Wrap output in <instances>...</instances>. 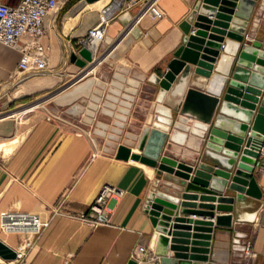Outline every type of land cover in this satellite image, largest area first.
Returning a JSON list of instances; mask_svg holds the SVG:
<instances>
[{"label":"crops","instance_id":"1","mask_svg":"<svg viewBox=\"0 0 264 264\" xmlns=\"http://www.w3.org/2000/svg\"><path fill=\"white\" fill-rule=\"evenodd\" d=\"M77 1L65 0L63 6L45 20L46 33L42 37V44L49 48L51 71L42 75L48 76L15 78L21 53L16 48L0 43V107L12 103L15 98L23 101L32 93L56 85L57 75L68 67L65 57H70L87 29L96 23L101 8L117 4L115 14L105 29V41L97 48L94 56L116 38L120 41L121 49L109 52L108 60L96 62L95 71L90 72L88 81L81 84L84 87L69 99L86 97L88 116L94 115V101L102 100L100 108L96 110L100 120L92 129L87 118L81 120L82 123L77 124V127H71L66 121L44 116L26 123L14 117L25 114L68 88L78 79L82 68L68 82L38 97L37 100L41 102L38 105L33 100L8 112L0 111V213L5 210L33 211L46 217L48 213L45 207L61 201L66 211L76 214L86 209L103 184L113 185L122 190V195L109 201L106 225L90 228L75 218L55 216L28 252L25 264H126L132 259L131 254L137 244L157 258L151 261L142 256L139 261H135L157 263L159 255L155 253L156 232L149 215L144 211L147 194L153 190L175 197L181 188L173 175L164 172L157 175L153 168L149 173L137 161L115 157L116 148L120 144L135 151L139 132L148 123V120L140 124L130 123V120L126 123L125 117L122 124L118 125L115 116L122 114L124 109L126 115L132 117L150 116L154 112L149 107L156 102L159 87L149 82L148 77L151 74L160 76L165 71L168 61L182 42L180 23L196 0H106L99 7H83L72 16L69 9ZM150 1L155 2L162 11L160 19H153L145 11ZM0 2L17 5L20 0ZM263 13L264 0H257L244 30L243 45L264 41ZM227 42L229 45L234 44L230 40ZM102 64L106 70L98 71ZM233 66L247 71L234 65V62ZM107 73L110 74L105 75ZM200 79L190 73L181 93L171 96L167 91L161 100V104L168 107L173 117L176 115L178 119L173 124L174 129H168L161 154L192 165L212 164L203 153L205 134L200 135V140L196 141L197 135L191 134L193 127L185 122L188 120L187 123H195L198 117L195 114L194 118L182 117L191 116L192 112L184 104L188 92L204 91ZM15 87L17 89L13 92ZM86 88L88 93L83 94L81 91ZM127 99L136 100L131 109L125 101ZM141 101L145 102L144 106L140 105ZM104 116H113L115 119L107 123ZM156 117L152 123L166 124L167 119L163 116L157 114ZM84 123H88V134H77V130L86 129ZM176 130L185 135L183 143H176L169 136ZM187 131L190 136H187ZM91 135L101 138L100 144H96L97 154L92 157ZM177 152L181 153L180 157H177ZM253 175L260 197H244L239 203L241 212L237 209L229 212V225H214V217L211 219L213 225L207 260L194 264H242L231 247V240L236 233H244L252 241L255 256L247 264H264V169H254ZM232 194L228 190L223 192V195ZM190 201L199 203L198 199ZM202 203L215 204L206 201ZM213 211L214 215L227 214ZM0 240L14 247L20 235L4 232L0 228ZM172 253V250L167 249L165 257L171 258ZM6 262L0 258V264ZM8 262L13 264L12 261Z\"/></svg>","mask_w":264,"mask_h":264},{"label":"water","instance_id":"2","mask_svg":"<svg viewBox=\"0 0 264 264\" xmlns=\"http://www.w3.org/2000/svg\"><path fill=\"white\" fill-rule=\"evenodd\" d=\"M94 1L97 0L77 1L69 14L75 16ZM256 1L196 0L180 23L182 42L165 71L160 76L148 77L149 82L159 87L154 113L161 114L164 108L168 110V120L164 127L154 123L144 125L135 151L120 144L115 157L137 161L153 168L157 175L164 172L175 176L181 191L175 197L162 191L148 192L144 211L156 232L155 253L159 259L157 263L129 259L126 264L205 262L213 225L211 219L214 217V225H229V212L236 210L244 197H260L253 172L259 149L264 144V41L241 43ZM262 17L264 19V13ZM227 40L234 44L229 45ZM78 54L79 57L75 53L70 55L71 62L78 66L92 61L86 48L81 47ZM222 56L229 59L225 71L217 69ZM232 62L247 71L231 67ZM190 73L201 78L204 91H189L184 104L189 109L194 104L205 111L203 153L212 164H186L161 154L171 122L170 109L163 106L161 100L167 91L171 96L181 93ZM216 77L220 79L218 88L209 89ZM224 190L233 194L223 195ZM196 199L199 203L190 201ZM213 210L227 214L214 215ZM167 249L173 251L171 258L165 257ZM0 258H15L14 250L2 240Z\"/></svg>","mask_w":264,"mask_h":264},{"label":"built area","instance_id":"3","mask_svg":"<svg viewBox=\"0 0 264 264\" xmlns=\"http://www.w3.org/2000/svg\"><path fill=\"white\" fill-rule=\"evenodd\" d=\"M65 0H20L17 5H8L0 2V43L16 48L20 51L14 77L24 79L31 75H42L51 71L49 67V48L42 44V37L46 33L45 20L57 12ZM117 4L101 8L96 23L87 29L85 36L79 41V48H86L91 55L105 41V29L109 19L116 11ZM147 11L153 19H160L163 14L155 2L147 3ZM223 47V44L221 45ZM84 131L77 130V134ZM205 129L202 131L203 135ZM88 134V133H87ZM93 151L90 156L97 154L96 142L90 138ZM254 169H264V144L261 145ZM122 195V190L116 186L103 184L92 202L80 213L66 211L63 203L45 207L47 216L43 217L39 212L5 210L0 213V228L2 231L18 233L20 240L16 246L11 247L15 252L14 264H25L28 252L36 244V241L49 226L55 216H68L94 228L108 223V203ZM29 234V235H28ZM232 250L239 256L242 264L255 256L252 249V241L244 233H236L231 240ZM145 257L153 260L157 257L150 255L142 245H135L131 254L134 260ZM141 262V261H140ZM5 264H11L8 261Z\"/></svg>","mask_w":264,"mask_h":264},{"label":"rangeland","instance_id":"4","mask_svg":"<svg viewBox=\"0 0 264 264\" xmlns=\"http://www.w3.org/2000/svg\"><path fill=\"white\" fill-rule=\"evenodd\" d=\"M79 46L80 45L75 47V49L73 51V53H75L78 57H79V54H78ZM100 53H101V50H99L97 55H99ZM70 58H71V56L65 57V59L68 61V67L64 68L61 71V73L57 75L56 79H57L58 83L56 85L52 86L51 88L45 89L43 91L32 93V94H30L29 97H27V98L25 97L23 101L15 98L12 103H9L8 105H4L3 108L0 107V111H2L1 113L8 112L9 110H13V109L17 108L18 105H21L23 103H29L33 100L36 103V105H38V103H41L40 100H37L38 97L44 96L45 94L53 91L54 89L60 87L64 83L68 82L74 75H76L77 73H79L81 71V66H78L77 64L71 62ZM108 59H109V57H106V58H104V61L108 60ZM101 66L102 67L99 66V68L97 69L98 71L106 70V69H103V67L105 66L104 64H102ZM109 74L110 73H107L105 75H109ZM88 75H89V73L86 74L85 76L77 79L72 84H70V86H68V88H66L65 90H63L59 94H57L56 97L49 98L48 100L43 102L41 105L34 107L33 109L26 112L25 114L15 115L14 116L15 119L19 122L24 121L26 123V121L31 122L36 117L44 116V117H49L51 119L66 121L67 123H69V125L71 127H77V124L82 123L81 120H84V118H87V122L92 125V129H95V123L98 120H100V117H98L96 115V110L98 108H100V102H102V100L97 101V102L94 101V103L96 105V109L92 110V113L94 115L88 116V107H86L88 99L86 97L81 96L79 98H76V99L73 98V99L69 100L70 98H69V96H67V94L70 91H72L76 86H79L82 83H84L85 81H88ZM45 76H48V75H45ZM45 76L44 75H42V76L35 75L31 78L45 77ZM51 76L53 77L52 74H51ZM16 89H17V87H15L13 89V92H15ZM10 91H12V90H10ZM81 92L83 94H85L86 92L88 93V88H86V90L83 89ZM139 93H141V92H139ZM141 94L143 95V93H141ZM138 97H139V94H138ZM125 101L128 102L129 108L131 109L136 100L127 99ZM144 104H145V102L141 101L140 105L144 106ZM155 104H157V102H154L153 106L149 107V109L154 110ZM190 114H191V116H186V117L187 118H194L193 117L194 113L190 112ZM156 115L157 114L154 112L153 113L151 112L150 116L140 115V116L132 117L131 115H126V123L128 122V120H130V123L140 124L142 121L148 120L147 121L148 123L146 125H150L155 120ZM104 118L107 119V121H106L107 123H110V121L115 119L113 116H107V117L104 116ZM170 119H171V122L169 124V129L173 130L174 129L173 124L178 119L176 120V115H174V117H173L171 112H170ZM88 123L87 124L84 123V125H86V129H81V131H84L85 134L88 133ZM188 123L190 124V122H188ZM140 132H139V134H140ZM106 133H111V132H106ZM89 134H90V132H89ZM186 134H187V136L191 135V134H189L188 131L186 132ZM91 136L94 138L96 144H100V140H101L100 137L95 136V135H91ZM169 136H171V134ZM195 137H196V139H195L196 141H198V139L200 140L199 136H195ZM171 150H172V148H171ZM179 155H181V153L177 152V157Z\"/></svg>","mask_w":264,"mask_h":264},{"label":"bare ground","instance_id":"5","mask_svg":"<svg viewBox=\"0 0 264 264\" xmlns=\"http://www.w3.org/2000/svg\"><path fill=\"white\" fill-rule=\"evenodd\" d=\"M104 1H106V0H97V1H94L92 3H87L84 6V8L99 7L102 3H104ZM128 29H129V27H128ZM119 42L120 41L116 38L113 41H111L110 44L108 45V47H106L103 51H101V53L99 55H96V56H94L95 54L91 55L92 61L90 62V64H89V62H86V64L81 67L83 70L81 71V74H79L78 79L85 76L86 74L92 72L96 67L95 63L101 62L105 57H107V54L109 55V52H111L113 50H117V51L120 50L121 45ZM226 49H228V46L226 47ZM228 63H229V59L226 56H222V58L220 59V61L218 63L217 69L219 71H225L227 66H228ZM219 80L220 79L216 77L213 80V82L210 84L209 89L215 90L216 88H218L219 82H220ZM83 87H84V85H81L80 87L74 88L72 91H70L67 94V96H69V98H71L77 91L81 90V88H83ZM177 91H180V90L177 89ZM56 96H54V97H56ZM189 107H190L191 111L194 112L195 116L198 117L199 120H195L196 121L195 123H190V124L187 123L188 120H186L185 122L188 126L191 125L193 127L191 130V134L200 136L202 134V131L205 128V123L203 122V119L206 118L205 111L202 110L201 108H199L198 106L194 105V104H191ZM161 111L162 112L159 115L163 116L165 119L168 120V118H167L168 110L162 108ZM125 115H126V109L123 110L122 114L115 116L117 119L116 123L118 125H121L122 122L125 120V117H126ZM182 117H186V116H182ZM155 125H158L160 127L165 126L164 124H155ZM171 135L172 136H170V137H171L172 141H174L176 143H183L185 140V138H184L185 135L182 133H179L178 130L174 131ZM142 165H144V164H142ZM144 166L146 167L147 171L149 173H151V168L146 166V165H144ZM240 209H241V205L239 204L237 207V210L239 212H241ZM7 233H13V232H7ZM2 260H4V259H2ZM6 261H12L13 264L16 262L14 259H9Z\"/></svg>","mask_w":264,"mask_h":264},{"label":"trees","instance_id":"6","mask_svg":"<svg viewBox=\"0 0 264 264\" xmlns=\"http://www.w3.org/2000/svg\"><path fill=\"white\" fill-rule=\"evenodd\" d=\"M63 10H65V8H63Z\"/></svg>","mask_w":264,"mask_h":264}]
</instances>
